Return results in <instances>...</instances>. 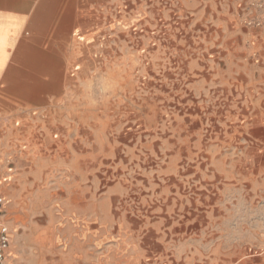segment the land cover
<instances>
[{
    "label": "rangeland",
    "instance_id": "1",
    "mask_svg": "<svg viewBox=\"0 0 264 264\" xmlns=\"http://www.w3.org/2000/svg\"><path fill=\"white\" fill-rule=\"evenodd\" d=\"M75 1L0 83L4 264H264V0Z\"/></svg>",
    "mask_w": 264,
    "mask_h": 264
},
{
    "label": "bare ground",
    "instance_id": "2",
    "mask_svg": "<svg viewBox=\"0 0 264 264\" xmlns=\"http://www.w3.org/2000/svg\"><path fill=\"white\" fill-rule=\"evenodd\" d=\"M75 4L74 0H0V72L10 55L23 65L25 72L33 67L35 61L44 60L47 51L35 48L34 39L31 38L34 27L39 26L38 24L52 23L59 28L62 36H67L72 22L78 16ZM32 5L28 18H25L21 12ZM26 27L32 28L27 35L23 33ZM16 70L18 71L8 69L3 80L7 89L13 88L11 92L17 95L24 94L18 91V81L17 86L14 84L15 78H18Z\"/></svg>",
    "mask_w": 264,
    "mask_h": 264
},
{
    "label": "built area",
    "instance_id": "3",
    "mask_svg": "<svg viewBox=\"0 0 264 264\" xmlns=\"http://www.w3.org/2000/svg\"><path fill=\"white\" fill-rule=\"evenodd\" d=\"M5 203L0 183V264H4L10 246V232L5 220Z\"/></svg>",
    "mask_w": 264,
    "mask_h": 264
},
{
    "label": "crops",
    "instance_id": "4",
    "mask_svg": "<svg viewBox=\"0 0 264 264\" xmlns=\"http://www.w3.org/2000/svg\"><path fill=\"white\" fill-rule=\"evenodd\" d=\"M13 60H15V59H12L11 55L8 56V58L5 60V63H4V65L2 67V70L0 72V83L2 82L3 84H5V82H4L3 79H4L5 73L7 71L6 68L8 67V65L10 64V62H12ZM35 91H37V90H35ZM0 183H1V178H0ZM1 193H2V191H1Z\"/></svg>",
    "mask_w": 264,
    "mask_h": 264
}]
</instances>
